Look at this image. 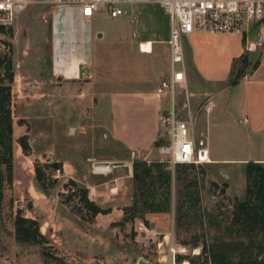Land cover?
<instances>
[{"label": "rangeland", "instance_id": "obj_1", "mask_svg": "<svg viewBox=\"0 0 264 264\" xmlns=\"http://www.w3.org/2000/svg\"><path fill=\"white\" fill-rule=\"evenodd\" d=\"M52 16L50 7L33 6L17 18L13 27L0 28V82L11 88L13 116V180L7 166L0 163V264H139L141 258L154 264H173L174 255L190 264L193 260L196 264H210L214 251L223 253L229 262H238L242 256L260 263L263 253L258 249H241L252 243L256 247L264 244L260 228L242 234L234 226L237 202L246 201L247 196L246 165L211 162L200 168L180 166L172 174L156 146L146 155L116 146L111 135L105 134L87 97L82 96L81 103L57 102V87L51 82ZM92 20L95 30L113 31L118 27L106 14H95ZM250 39H256L255 34ZM260 56L261 53L246 54L245 61L235 69L234 79L240 83L247 68L255 67ZM7 60H11L10 73ZM237 91L238 88L228 92L230 121L244 131L239 120L245 110L235 109L233 99ZM77 92L71 99H78ZM189 94L193 111L198 113V128L208 131L210 148L217 153H240L235 148L238 142L218 141L212 135L210 116L205 114L206 96H200L193 84ZM58 113L63 114L61 118H56ZM157 132L162 134L159 123ZM238 133L231 132L230 138L233 140L236 134L242 138ZM24 135H28L30 145L27 154L19 144ZM246 146L243 140L240 147ZM68 158L74 161L79 175L85 172L95 177L89 185H85L83 177V184L75 182L88 189L89 199L107 211L95 222L98 226L73 210L79 206L78 199L70 206L64 202L62 193L68 195L64 185L69 179L62 177V171L44 168L45 164ZM97 162H127L132 168L119 167L108 174H97L93 171V163ZM36 165L47 173V182L52 184L48 191L36 179ZM145 170H149L147 175ZM53 206L58 207L59 213L77 215V224L88 235L98 237L80 234L65 242L58 232L54 238L57 243L47 241L44 245L17 238L18 213L34 219ZM139 223H144L152 234L141 235L137 230ZM165 236L168 237L164 240ZM160 242L163 244L158 247ZM171 243L177 251L185 248L188 256L173 254Z\"/></svg>", "mask_w": 264, "mask_h": 264}, {"label": "crops", "instance_id": "obj_2", "mask_svg": "<svg viewBox=\"0 0 264 264\" xmlns=\"http://www.w3.org/2000/svg\"><path fill=\"white\" fill-rule=\"evenodd\" d=\"M127 6L122 16L108 17L118 25L113 31L95 30L93 20L84 19L77 9H62L54 14L51 9V82L57 87V102L81 103L82 96L87 97L93 103L105 134L111 135L116 146L133 154L146 155L157 146L161 136L157 132L158 123L169 103L166 96L157 94V87L169 69L170 20L157 3ZM243 38L233 33L196 31L183 39L188 87L195 85L199 95L208 99L205 114L210 116L212 135L218 141L239 143L235 148L240 153L235 155L217 153L209 146L212 163L264 165V48L256 67H248L239 84L231 86L229 83L236 67L246 59ZM248 62H251L249 57ZM236 88L235 109L243 108L241 119H248L247 124H241L244 131L230 121L231 96L228 92ZM62 90L73 93L77 90L78 99H71L73 93L67 95ZM190 100L193 105L191 97ZM57 108L61 110L59 105ZM62 115L58 113L56 118ZM231 132H239L243 139L236 134L232 140ZM243 140H246V147H240ZM58 163L62 165L63 178L82 183L83 177V181H87L85 185L95 178L85 172L79 175L74 161L69 158ZM100 215L92 222L94 226H98L95 222ZM76 218L79 219L74 214L59 213L58 207L53 206L34 220L38 221L47 241L57 243L54 238L58 232L65 242L70 237L88 235Z\"/></svg>", "mask_w": 264, "mask_h": 264}, {"label": "built area", "instance_id": "obj_3", "mask_svg": "<svg viewBox=\"0 0 264 264\" xmlns=\"http://www.w3.org/2000/svg\"><path fill=\"white\" fill-rule=\"evenodd\" d=\"M150 3L159 4L170 20L169 69L157 87V94L166 96L169 103L161 113L162 134L156 148L175 174L180 166L200 168L211 163L208 132L198 128V113L193 111L190 100L184 37L196 31L238 34L244 37L247 54H260L264 48V0H0V28L13 27L17 18L35 5L50 7L53 14L62 9H77L90 21L95 14L116 19L124 14L123 6ZM253 34L256 39H250ZM239 123L247 124L248 119ZM137 230L141 235L152 234L144 223H139ZM170 251L185 257L189 254L185 248L177 251L173 243Z\"/></svg>", "mask_w": 264, "mask_h": 264}, {"label": "trees", "instance_id": "obj_4", "mask_svg": "<svg viewBox=\"0 0 264 264\" xmlns=\"http://www.w3.org/2000/svg\"><path fill=\"white\" fill-rule=\"evenodd\" d=\"M5 64L7 71L10 73L12 70L11 60L5 61ZM229 83L231 86L238 83L234 79V75H232ZM11 107V88L8 85L6 86L4 82H0V163L7 166L10 171V177L13 180V116ZM19 144L22 151L27 154L30 150L28 135H24L19 140ZM44 168L62 171V165L60 163L45 164ZM143 172H146L147 175L149 170ZM35 173L36 179L42 189L48 191L52 187V184L47 182V173L43 171L42 166L36 165ZM169 180L168 182H170ZM246 182V201L237 202L234 212V226H238L240 228L238 232H242V234L253 232L256 228H260L264 234V167L257 163H248L246 165ZM64 190L68 192V195L62 193V197L66 198L64 202L67 205L70 206L73 200L78 199L79 206H75L73 210L83 220L93 222L98 215L107 214L106 210L100 208L95 202L89 199L88 189L80 187L74 180H69L64 185ZM15 232L17 238L20 240L30 241L39 245L47 244V239L41 233L38 221L26 218L21 213H18L15 218ZM241 249L247 252L250 251L249 249H258V251L263 253V260L257 263L241 256L238 262H229L223 253L214 251L210 256V264H264V244L256 247L252 243L250 246H242ZM184 260L186 259L183 257L177 258L179 264ZM196 262L193 260L191 264H196Z\"/></svg>", "mask_w": 264, "mask_h": 264}, {"label": "water", "instance_id": "obj_5", "mask_svg": "<svg viewBox=\"0 0 264 264\" xmlns=\"http://www.w3.org/2000/svg\"><path fill=\"white\" fill-rule=\"evenodd\" d=\"M156 145H158V143H156ZM117 167H128L131 170L132 165L130 163H127V162H97V163H93V171H94V173H98V174H108V173L112 172V170L114 168H117ZM139 264H154V263L145 259V258H141L139 260Z\"/></svg>", "mask_w": 264, "mask_h": 264}, {"label": "bare ground", "instance_id": "obj_6", "mask_svg": "<svg viewBox=\"0 0 264 264\" xmlns=\"http://www.w3.org/2000/svg\"><path fill=\"white\" fill-rule=\"evenodd\" d=\"M186 262H188V261H184V263L183 264H185ZM189 263V262H188ZM173 264H176V263H173Z\"/></svg>", "mask_w": 264, "mask_h": 264}]
</instances>
